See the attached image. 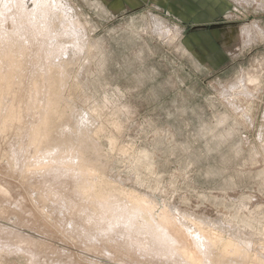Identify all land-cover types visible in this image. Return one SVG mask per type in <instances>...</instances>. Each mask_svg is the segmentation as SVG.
I'll return each mask as SVG.
<instances>
[{
  "label": "rangeland",
  "instance_id": "374dc122",
  "mask_svg": "<svg viewBox=\"0 0 264 264\" xmlns=\"http://www.w3.org/2000/svg\"><path fill=\"white\" fill-rule=\"evenodd\" d=\"M230 1V57L212 67L183 45L192 28L152 6L0 0V264H185L93 206L129 196L154 222L166 209L221 237L216 257L234 242L216 264H264V0ZM79 163L106 199L77 192Z\"/></svg>",
  "mask_w": 264,
  "mask_h": 264
},
{
  "label": "bare ground",
  "instance_id": "6f19581e",
  "mask_svg": "<svg viewBox=\"0 0 264 264\" xmlns=\"http://www.w3.org/2000/svg\"><path fill=\"white\" fill-rule=\"evenodd\" d=\"M36 1V0H35ZM8 54V52H7ZM22 54V53H21ZM19 58V57H18ZM4 59V58H3ZM4 62V61H3ZM14 62V61H13ZM12 62V63H13ZM20 63V62H19ZM18 65V64H17ZM16 65V66H17ZM21 65V64H20ZM6 66V65H5ZM1 67V66H0ZM3 67V66H2ZM15 67V65H14ZM12 68H10L11 72H12ZM49 69V68H48ZM17 70V69H16ZM19 71V70H18ZM3 72V71H2ZM8 72V71H7ZM10 72V71H9ZM14 73V72H13ZM16 73V72H15ZM59 73V72H58ZM63 74V73H62ZM1 75V74H0ZM10 74H8L7 76H9ZM6 74L5 76H2V77H7ZM11 76V75H10ZM9 76V78H10ZM39 76V75H38ZM1 77V78H2ZM18 77V76H17ZM2 78V79H4ZM42 78V77H41ZM40 78V79H41ZM12 79V78H11ZM22 79V78H21ZM1 81V80H0ZM36 82V81H35ZM35 82H33L35 84ZM3 82H0V89H7L8 88V83L9 82V79L6 78V82L4 84H2ZM32 83V84H33ZM37 83V82H36ZM48 83V82H47ZM16 84V83H15ZM38 84V83H37ZM36 84V85H37ZM29 85V84H28ZM52 85V83H51ZM34 86V85H33ZM36 87V86H35ZM44 87V86H43ZM28 88V87H27ZM47 88V87H46ZM45 88V89H46ZM53 88V87H52ZM35 89V88H34ZM53 90V89H52ZM48 91V90H47ZM4 92V91H3ZM30 92V91H29ZM2 94V92H0ZM9 92H7V95H8ZM13 93V92H12ZM14 94V93H13ZM20 94V93H19ZM37 94V93H35ZM41 94V92H40ZM15 95V94H14ZM22 96V95H21ZM24 96V95H23ZM53 96V95H52ZM51 96V97H52ZM16 97V96H15ZM35 99V98H34ZM21 100V99H19ZM30 103V102H29ZM53 103V101H52ZM19 105V104H18ZM24 105V104H23ZM50 106V105H49ZM10 108V107H9ZM8 108V109H9ZM18 108V107H17ZM20 108V107H19ZM14 109V108H12ZM29 109V108H28ZM34 109V108H32ZM39 109H40V106H39ZM44 109V108H43ZM23 110V109H22ZM21 110V111H22ZM37 110V109H36ZM46 110V109H45ZM10 112V110H9ZM8 112V113H9ZM12 112H15V110ZM29 112V111H28ZM15 113H18L15 112ZM13 113V114H15ZM7 114V113H6ZM12 114V115H13ZM52 114V113H51ZM8 115V117H12ZM46 115H49L48 113ZM54 115V114H53ZM1 116V115H0ZM15 116V115H14ZM28 116V115H27ZM37 116V115H36ZM19 117V115H17V118ZM21 117V116H20ZM29 117V116H28ZM50 117V115H49ZM49 117H48V120H49ZM14 118V117H13ZM13 118H10V119H13ZM42 118V117H41ZM5 119V118H3ZM7 119V117H6ZM52 119V118H51ZM47 120V116L44 115V117L39 121V125H41L39 127V129L41 127H43V125H47L46 127L44 126V128L46 129L48 127V124H46V122L48 121ZM6 121V120H5ZM12 121V120H11ZM14 122V121H13ZM37 123V122H36ZM33 124V123H32ZM50 124V123H49ZM37 126V124H36ZM4 128V127H3ZM38 128V127H37ZM43 128V129H44ZM36 129V128H35ZM5 130V128L3 129ZM2 130V131H3ZM38 130V129H37ZM47 130V129H46ZM32 131V130H31ZM30 131V132H31ZM43 131V130H42ZM32 133V132H31ZM33 133H34V129H33ZM32 133V134H33ZM40 133V132H39ZM45 133V132H44ZM42 134V132H41ZM46 135H48V133L46 132ZM46 135H44L46 137ZM30 136V135H29ZM34 136V134H33ZM32 136V137H33ZM24 137V136H23ZM40 137V136H39ZM42 137V135H41ZM48 137V136H47ZM44 138V137H42ZM45 140H47L46 138H44ZM51 139V138H50ZM33 140V139H32ZM41 140V141H40ZM39 141L42 142L43 139H40ZM44 140V141H45ZM47 141H45L46 143ZM48 142L49 139H48ZM44 142H42L41 144H43ZM80 149V148H79ZM88 149V148H87ZM67 150V149H66ZM80 151V150H78ZM67 152V151H66ZM72 153V152H71ZM62 155V153H61ZM80 156V155H79ZM81 157V156H80ZM79 157V158H80ZM12 159V158H11ZM82 159V158H81ZM80 159V161H81ZM57 160V159H56ZM58 161V160H57ZM82 162V161H81ZM8 163V162H7ZM24 163V162H23ZM92 163V162H91ZM80 164V163H79ZM78 164V165H79ZM82 164V165H81ZM80 165V172L82 175V178H80V181H79V184L77 185V192H79V194H82V196L84 195H88L90 194V196L92 197H97L99 200H103V199H106L103 195H98V194H95L94 192V189H93V186L89 187L88 184H86L85 180H84V176L89 173L88 171V168L85 167V165H83V163H81ZM77 165V166H78ZM33 166V165H32ZM44 166V165H43ZM68 166V165H67ZM79 167V166H78ZM42 168V167H41ZM46 168V167H45ZM30 170V169H29ZM25 171V170H24ZM70 171V170H69ZM79 171V170H78ZM36 174V173H35ZM75 176V175H74ZM99 179V178H98ZM5 180V179H4ZM3 180V181H4ZM24 180V179H23ZM87 180V179H86ZM90 182V181H89ZM95 183V182H94ZM76 186V185H75ZM17 187V186H16ZM30 187V186H29ZM95 187V186H94ZM98 187V186H97ZM96 188V187H95ZM99 188H100V185H99ZM69 189V188H68ZM76 190V189H75ZM9 183H8V186L7 184H3L0 182V196L3 197V199H6L7 198V194L9 193ZM76 192V191H75ZM107 192V191H106ZM97 193V192H96ZM108 193V192H107ZM12 194V193H11ZM16 194V193H15ZM10 195V194H9ZM8 195V196H9ZM49 195V194H48ZM131 195V194H130ZM135 195V194H134ZM13 196V195H12ZM99 196V197H98ZM103 196V197H102ZM111 196V195H110ZM18 197V196H17ZM29 197V196H28ZM26 197V198H28ZM128 197V196H127ZM109 198V197H108ZM8 199V198H7ZM23 199V198H22ZM40 200V199H39ZM42 200H44L42 198ZM70 200V199H69ZM127 200V199H126ZM8 201V200H7ZM19 201V200H18ZM45 201V200H44ZM105 201V200H104ZM99 203L97 205H94V208L96 207L97 210H103V214L107 217H112V220L113 218H115L116 220L119 219V220H129L130 222H132V224L134 223H138L140 221V227L143 231H146V234L148 235V237L152 238L153 240H158L159 243L161 242V244L165 245L167 247V249L169 251H171V253L173 255H175L180 262L182 263H185V264H203V261H204V258L207 259L209 261L210 264H216L217 261L220 260V258H224V255L225 253L228 254V252H231V253H236V256H238V252H240L238 249L237 246L234 245V242H231L233 244H231L230 242H227L225 243L224 245H222V251L220 252L222 255L216 257V255H214L212 253V251H214V247H218L219 243L221 242V237H218L215 233V236L212 237L211 236H208V235H194L193 234H190L188 233V231H186V229L182 228L181 225L177 224L175 219L168 213V211L166 209H163L160 211V213L158 214L157 216V219L155 220V222L152 220V218H150V215H151V211L153 210V206L148 203L143 197L142 198H139V197H135V196H129L128 197V200L126 203L124 204H118L117 203ZM1 202V201H0ZM4 202V201H3ZM115 202V201H114ZM125 202V201H124ZM18 203V202H17ZM24 203V202H23ZM28 204V203H27ZM33 204V202H32ZM155 205V204H154ZM32 206V205H31ZM9 208V207H8ZM31 208V207H30ZM26 209V208H25ZM30 210V209H29ZM67 211V210H66ZM3 213V212H2ZM35 213V212H34ZM50 213V211H49ZM102 214V215H103ZM101 215V214H100ZM101 215V216H102ZM103 215V216H104ZM27 216V215H26ZM54 217V216H53ZM106 217V218H107ZM101 218V217H100ZM105 218V219H106ZM23 219V218H22ZM103 219V217H102ZM108 219V218H107ZM154 219V218H153ZM32 221V220H31ZM115 222V220H113ZM112 221V222H113ZM118 222V221H117ZM86 223V222H85ZM135 225V224H134ZM56 227V226H55ZM118 230V229H117ZM203 230V229H202ZM11 231V230H10ZM200 231V230H198ZM51 233V232H50ZM125 233V232H124ZM202 233V231H201ZM200 234V233H199ZM211 234V232H210ZM146 235V236H147ZM219 235V234H218ZM16 236V235H15ZM134 236V235H133ZM138 236V235H137ZM220 236V235H219ZM7 237V236H6ZM18 237V236H17ZM21 237V236H19ZM18 237V238H19ZM28 237V236H26ZM147 237V238H148ZM13 238V237H11ZM66 238V237H65ZM130 238V237H129ZM136 238V237H135ZM140 238V237H139ZM15 239V238H14ZM21 239V238H20ZM24 239V237H23ZM28 239V238H27ZM32 239V238H31ZM7 240V239H6ZM18 240V239H17ZM26 240V239H25ZM30 240V239H29ZM237 240V239H236ZM12 241H14L12 239ZM20 241V240H19ZM70 241V240H69ZM234 241V240H233ZM11 242V241H10ZM23 242V241H21ZM30 242V241H28ZM33 242V241H32ZM139 242V241H138ZM146 242V241H145ZM12 243V242H11ZM15 243V242H13ZM29 244V243H28ZM45 244V243H44ZM239 244V243H238ZM22 245V244H21ZM26 245H27V242H26ZM140 245V244H139ZM148 245V244H147ZM19 246V245H18ZM134 246V245H133ZM221 246V245H220ZM27 247V246H25ZM232 247V248H230ZM21 248V246H20ZM31 248V247H30ZM230 248V249H229ZM54 249V248H53ZM83 251L85 254L86 252H90V250L86 249V252L84 251V248L82 247ZM216 249V248H215ZM244 249V248H243ZM10 250V249H8ZM93 250V249H92ZM13 251V250H12ZM25 251V250H24ZM218 251V250H217ZM220 251V250H219ZM50 252V251H49ZM135 252V251H134ZM28 254V252H26ZM35 253V251H34ZM91 253V252H90ZM96 253V252H95ZM141 253V252H140ZM230 253V254H231ZM229 254V255H230ZM240 254V253H239ZM249 254V253H248ZM219 255V254H218ZM233 255V254H232ZM5 256V255H4ZM79 256V255H78ZM90 256V255H89ZM119 256V255H118ZM235 256V255H234ZM95 257V256H94ZM220 257V258H219ZM243 257V256H242ZM250 257V256H249ZM134 258V257H133ZM247 258V257H246ZM245 259V257H244ZM88 260V259H87ZM116 260V259H115ZM125 260V259H124ZM93 261V260H92ZM255 261V260H254ZM1 262V261H0ZM36 262V261H35ZM98 262V261H97ZM131 262V261H130ZM129 262V263H130ZM137 262V261H136ZM240 262V261H238ZM242 262V261H241ZM245 262V261H244ZM249 263V262H248ZM208 264V262L206 263Z\"/></svg>",
  "mask_w": 264,
  "mask_h": 264
},
{
  "label": "crops",
  "instance_id": "0c3cea01",
  "mask_svg": "<svg viewBox=\"0 0 264 264\" xmlns=\"http://www.w3.org/2000/svg\"><path fill=\"white\" fill-rule=\"evenodd\" d=\"M115 11L152 6L192 29L184 35L185 48L200 62L217 67L229 60L224 29L236 16L230 0H99Z\"/></svg>",
  "mask_w": 264,
  "mask_h": 264
}]
</instances>
